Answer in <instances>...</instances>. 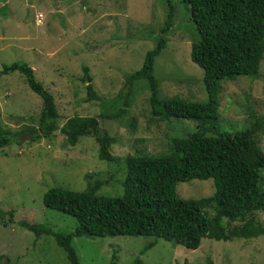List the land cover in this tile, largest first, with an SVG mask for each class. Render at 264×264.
I'll return each mask as SVG.
<instances>
[{
    "label": "rangeland",
    "instance_id": "374dc122",
    "mask_svg": "<svg viewBox=\"0 0 264 264\" xmlns=\"http://www.w3.org/2000/svg\"><path fill=\"white\" fill-rule=\"evenodd\" d=\"M167 4L172 17L161 34ZM160 36L165 46L153 60L152 73L159 97L204 102L202 72L189 60L196 37L179 0H0V67L17 62L31 68L34 79L53 97L57 128L71 117L97 120L101 114L100 102L85 101L82 67L103 100V110L112 112L127 91L125 76L138 70ZM248 78L221 85L218 126L220 131L234 132L255 121L261 123L254 141L264 154V57L256 79ZM144 83L132 85V98L121 118L97 123L98 130L113 140L109 153L116 160L105 162L97 159L92 136H81L70 147L58 131L35 142L29 140L30 134H19L26 127L35 129L41 102L17 72L0 74V127L21 141L0 148V211L5 223H0L1 264H67L51 237H36L17 225L23 221L53 232L73 230V218L42 205L44 191L53 186L82 191L89 185L96 186L98 196L116 197L121 193L125 156L165 154L168 137H181L187 128L196 127L187 120L166 126L152 117ZM261 186L264 190V171ZM212 193L211 179L175 186V194L182 199ZM206 212L211 214L209 208ZM252 215L254 224L264 227V215ZM151 241L140 236L80 237L72 239V246L79 264H109L112 254L116 264H132L136 258L141 264H264V236L225 242L203 239L192 251L157 239L140 255Z\"/></svg>",
    "mask_w": 264,
    "mask_h": 264
},
{
    "label": "trees",
    "instance_id": "16d2710c",
    "mask_svg": "<svg viewBox=\"0 0 264 264\" xmlns=\"http://www.w3.org/2000/svg\"><path fill=\"white\" fill-rule=\"evenodd\" d=\"M188 13L195 33L190 44L189 60L202 72L201 84L205 101H185L176 97L160 98L153 73V60L165 46L160 36L152 50L145 53L138 70L125 76L126 93L120 106L112 112L103 110V100L93 90L87 68L82 67L81 82L85 83V101L101 104L98 119L71 117L57 128L58 117L53 97L34 79L25 63L1 65L0 74L17 72L28 89L41 102L36 127L23 128L35 142L49 139L58 131L68 146H75L81 136H92L97 144V159L113 162L109 153L113 140L99 131V120L118 118L129 107L130 91L135 82L145 81L152 117L166 126L174 120L195 123L181 137H168V152L162 155L134 154L125 156L121 193L116 197L98 196L96 186L82 191L53 186L42 194V205L73 218L75 227L69 232H53L42 224L20 221V229L34 236H49L63 253L67 264H79L72 246L73 238H104L114 236L149 237L140 255L157 239L195 250L203 239L230 241L264 236V227L254 224L253 213L264 215V190L261 173L264 154L254 141L262 128L253 122L234 132H224L218 126V99L221 85L237 77L256 79L258 66L264 57V0H179ZM172 8L167 14L161 34L170 26ZM110 101V100H109ZM113 101V100H112ZM114 103V102H113ZM112 103V104H113ZM134 128V123L130 122ZM21 141L0 127V148ZM211 179L213 193L199 199H182L175 194L181 182ZM206 208L211 210L208 215ZM10 217V215H9ZM227 225H225V222ZM0 223L2 212L0 211ZM236 223V224H233ZM232 224V225H230ZM229 226V227H228ZM1 264V262H0ZM109 264H116L111 255ZM132 264H141L136 258Z\"/></svg>",
    "mask_w": 264,
    "mask_h": 264
}]
</instances>
